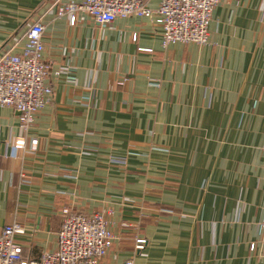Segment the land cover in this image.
<instances>
[{
    "label": "crops",
    "instance_id": "crops-1",
    "mask_svg": "<svg viewBox=\"0 0 264 264\" xmlns=\"http://www.w3.org/2000/svg\"><path fill=\"white\" fill-rule=\"evenodd\" d=\"M82 1L0 0V55L42 23L53 89L27 134L0 106V232L20 223L37 258L70 206L106 215L101 264H264V0H222L208 45L167 48L157 15H58Z\"/></svg>",
    "mask_w": 264,
    "mask_h": 264
},
{
    "label": "built area",
    "instance_id": "built-area-1",
    "mask_svg": "<svg viewBox=\"0 0 264 264\" xmlns=\"http://www.w3.org/2000/svg\"><path fill=\"white\" fill-rule=\"evenodd\" d=\"M221 3L222 0H160L159 8L153 11L148 0H83L80 4L70 3L60 8L58 15L69 14L74 25L77 12H84L102 26L112 24L119 17L157 15V22L163 28V48L177 42L208 45L213 13ZM44 35L43 24L34 22L25 32L22 53L0 55V106L12 107L19 113L20 128L25 134L53 97V89L47 84L51 67L43 60ZM136 39L134 35L133 40ZM25 143V139L16 140L12 145L14 154L23 149ZM61 215L57 249L37 258H26L24 246L17 240L26 235L25 227L18 222L6 225L0 232V264H101L115 239L106 215L86 214L70 206H64ZM260 234L264 239V223L260 224ZM145 243L146 240H138L137 247L143 248Z\"/></svg>",
    "mask_w": 264,
    "mask_h": 264
},
{
    "label": "trees",
    "instance_id": "trees-1",
    "mask_svg": "<svg viewBox=\"0 0 264 264\" xmlns=\"http://www.w3.org/2000/svg\"><path fill=\"white\" fill-rule=\"evenodd\" d=\"M24 255H25V253H24ZM25 257L28 258V256H26V255H25Z\"/></svg>",
    "mask_w": 264,
    "mask_h": 264
}]
</instances>
